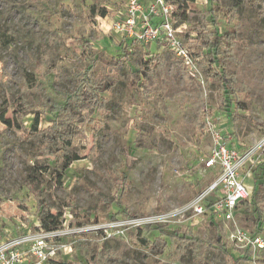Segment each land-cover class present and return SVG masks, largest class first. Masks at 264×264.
Returning <instances> with one entry per match:
<instances>
[{
	"label": "rangeland",
	"instance_id": "obj_1",
	"mask_svg": "<svg viewBox=\"0 0 264 264\" xmlns=\"http://www.w3.org/2000/svg\"><path fill=\"white\" fill-rule=\"evenodd\" d=\"M126 1L0 0V238L40 231L37 202L43 199L53 213L62 211L61 226L52 229L55 252L45 264H264V247L251 238L264 243V214L244 204L235 221L224 224L183 210L213 178L201 159L214 144L210 128L232 146L264 138V15L253 5L230 15L232 0H196L186 11L171 4L169 17L198 61L205 49L198 34L187 31L200 29L206 11L217 16L219 33L233 31L224 63L237 90L231 97L245 109L226 117L208 64H196L191 75L162 42H131L113 31ZM91 5L108 12L92 16ZM111 59L121 62L109 74L115 84L97 92L106 109L93 111L92 124L73 122L68 150L79 158L66 165L68 150L49 142L46 129L64 118L57 105L72 107L75 93L88 97L81 78L99 75L100 64ZM157 62L160 75L153 71ZM19 102L27 114L18 122L29 129L38 115L46 136L27 138L2 121L13 119ZM255 169L256 176L263 170L264 181V167ZM253 174L245 179L249 199ZM146 224L145 236L161 250L136 239ZM175 229L190 230L186 244L168 236ZM238 230L242 240L232 237Z\"/></svg>",
	"mask_w": 264,
	"mask_h": 264
},
{
	"label": "built area",
	"instance_id": "obj_2",
	"mask_svg": "<svg viewBox=\"0 0 264 264\" xmlns=\"http://www.w3.org/2000/svg\"><path fill=\"white\" fill-rule=\"evenodd\" d=\"M172 8L165 0H127L122 17L112 22L111 28L123 38L162 42L193 75L196 64L182 31L169 17ZM159 14L164 20L153 22V16ZM207 124L211 125L208 120ZM210 130L214 144L210 153L201 159L203 167L213 174V178L187 201L183 210L197 218L208 221L214 217L227 224L241 214L243 201L251 194V185L245 179L252 177L253 168L264 162V138L248 146H232L226 143L227 136ZM232 237L242 240L245 236L238 230L232 233ZM251 238L258 248L264 247L259 236ZM52 240V229L0 238V264H45L55 252Z\"/></svg>",
	"mask_w": 264,
	"mask_h": 264
},
{
	"label": "trees",
	"instance_id": "obj_3",
	"mask_svg": "<svg viewBox=\"0 0 264 264\" xmlns=\"http://www.w3.org/2000/svg\"><path fill=\"white\" fill-rule=\"evenodd\" d=\"M169 4H174L177 9L186 11L194 5L196 0H165ZM209 5H213L214 2L218 0H207ZM241 5H253L258 9V13L260 15H264V0H232L231 5L228 7V12L230 15L234 13L239 6ZM90 13L92 16L99 14L100 16H105L107 14V9L101 7L97 9L94 5L90 7ZM218 18L213 13L212 9H209L204 13L203 20L199 23L200 29L191 28L188 32L193 33L196 32L198 34V38L200 39L202 49H205V53L202 54V58L200 61L197 60V54H192L190 51V55L195 64H208V72L214 77L219 83V109L221 112L225 114L226 117L231 116L232 111L245 109V102L243 100H238L232 98V94H234L237 90L235 89L233 82L234 77L232 74H229L226 70L224 60L227 59V55L230 53V37L233 31H227L225 33H219L217 29ZM213 26V29L208 30L207 26ZM210 28V27H209ZM131 42H141L138 39L131 38ZM205 60V62H204ZM119 59H111L110 61H103L100 66L99 75L89 74L85 78H81V88L86 87L87 92L89 93L88 97L80 96L77 93L73 96L76 99V102L71 104L67 101L62 106H56V109H59L64 113V118L59 120L58 122L52 123L47 129V136L45 130H40L37 127L38 124V115H36L33 120L31 127L28 129L23 123H19L16 119L17 117L22 118L27 114L23 103L19 102L13 105V119H2V121L8 126L14 125L17 129H19L23 134L27 135V138H33L36 136L44 135L47 137V140L51 143H59L62 145L63 149L68 150L71 147L72 139L74 138V127H72L73 122H78L80 124H88L93 122L92 113L95 109L105 110L106 109V100L98 95V91L104 92L109 91L114 86L115 82L109 80V74L111 72H116L120 66ZM182 63V62H181ZM180 63V64H181ZM186 68V67H185ZM153 71L161 74V64L157 62L153 67ZM189 73V72H188ZM187 72H185V76L190 78ZM83 111H87L86 115L82 114ZM101 123L96 125L94 128L95 132L100 129ZM96 136V133H95ZM64 156L67 158L68 162L75 160L78 157L75 153L69 155V150L64 152ZM264 162L259 166V169H263ZM258 169V168H257ZM253 172L255 174L254 185H253V193L252 197L249 199H245L243 201V205L245 204L247 207L254 208V212L258 215L264 214V181L262 178L263 170L256 176V169L253 168ZM253 174V175H254ZM261 192V193H260ZM38 208H39V224L35 227V229H56L59 228L62 224V211H58L53 213L51 207L45 203L43 199H38ZM90 211L86 210L85 214H89ZM125 217H138L139 214L134 213H125ZM146 228H139L138 233L136 234V239L140 244L145 246L150 250H161V246L155 244L152 241H149L145 236L144 232H146L150 228V224H146ZM154 228L158 230L160 233H163V225L155 224ZM170 237H176L180 240V244H186L191 238L190 230L184 229L182 234L180 230H173L168 233ZM236 260L238 257H234Z\"/></svg>",
	"mask_w": 264,
	"mask_h": 264
}]
</instances>
